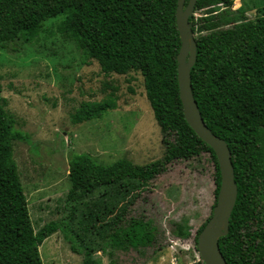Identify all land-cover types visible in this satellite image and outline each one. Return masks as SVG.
I'll use <instances>...</instances> for the list:
<instances>
[{
	"label": "trees",
	"instance_id": "1",
	"mask_svg": "<svg viewBox=\"0 0 264 264\" xmlns=\"http://www.w3.org/2000/svg\"><path fill=\"white\" fill-rule=\"evenodd\" d=\"M233 2L196 1L194 11L201 15L189 18L196 43L190 81L205 125L229 147L237 186L228 233L218 240L220 251L227 264H264V11L250 19L246 12L251 7L232 9ZM176 5L177 0H0V47L17 39L31 42L45 20L62 15L58 30L103 73L142 76L166 159L210 155L216 197L220 173L215 154L186 122L179 97ZM115 100L111 92L101 101L82 102L70 122L100 118L116 108ZM1 101L0 96V157L7 141L24 139ZM68 177L66 219L34 231L15 165L0 166V264H42L38 247L57 230L64 232L74 253L83 255L82 264H96L95 249L82 242L67 219L103 184L147 178L149 173L127 159L104 165L87 153H72ZM204 226L196 231L195 244ZM172 233L186 239L189 227L174 223ZM156 235L153 219L143 213L128 215L103 239L100 251L116 264L114 252L142 253L157 244Z\"/></svg>",
	"mask_w": 264,
	"mask_h": 264
},
{
	"label": "rangeland",
	"instance_id": "2",
	"mask_svg": "<svg viewBox=\"0 0 264 264\" xmlns=\"http://www.w3.org/2000/svg\"><path fill=\"white\" fill-rule=\"evenodd\" d=\"M241 4L251 7L250 19L264 11V0H234L232 9ZM193 15L199 17L201 11ZM62 19L59 15L45 20L29 43L17 39L0 47L1 103L15 118L14 130L24 137L7 141L0 166L15 165L34 231L66 219L72 153H87L104 165L127 159L149 177L103 184L81 201L67 222L95 249L96 264H110L100 251L103 239L125 216L143 213L157 227V244L142 253L116 251V264H196L194 237L207 224L216 199L210 155L166 159L142 76L103 73L58 30ZM111 92L115 109L100 118L70 122L82 102L101 101ZM184 222L189 236H174L173 224ZM63 233L57 230L39 245L42 264H82L83 255L70 249Z\"/></svg>",
	"mask_w": 264,
	"mask_h": 264
},
{
	"label": "water",
	"instance_id": "3",
	"mask_svg": "<svg viewBox=\"0 0 264 264\" xmlns=\"http://www.w3.org/2000/svg\"><path fill=\"white\" fill-rule=\"evenodd\" d=\"M177 0L175 18L180 38V48L176 55L177 82L183 115L194 133L213 150L220 173V186L211 217L201 229L196 239V250L199 260L204 264H227L218 240L228 233L229 218L237 198V186L234 181V170L231 153L225 140L215 136L205 125L197 103L194 99L190 70L195 63L196 43L189 18L194 14L197 0Z\"/></svg>",
	"mask_w": 264,
	"mask_h": 264
},
{
	"label": "crops",
	"instance_id": "4",
	"mask_svg": "<svg viewBox=\"0 0 264 264\" xmlns=\"http://www.w3.org/2000/svg\"><path fill=\"white\" fill-rule=\"evenodd\" d=\"M238 1H240V2H241V1H243V0H238ZM246 15L248 16L247 12H246Z\"/></svg>",
	"mask_w": 264,
	"mask_h": 264
}]
</instances>
